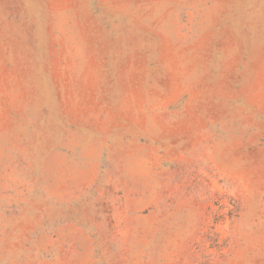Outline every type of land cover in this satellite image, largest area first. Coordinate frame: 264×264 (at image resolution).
Instances as JSON below:
<instances>
[{
	"label": "rangeland",
	"instance_id": "374dc122",
	"mask_svg": "<svg viewBox=\"0 0 264 264\" xmlns=\"http://www.w3.org/2000/svg\"><path fill=\"white\" fill-rule=\"evenodd\" d=\"M0 264H264V0H0Z\"/></svg>",
	"mask_w": 264,
	"mask_h": 264
}]
</instances>
